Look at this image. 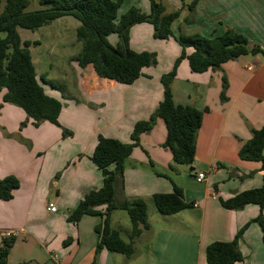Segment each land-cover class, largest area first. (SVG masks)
<instances>
[{
  "label": "crops",
  "instance_id": "obj_1",
  "mask_svg": "<svg viewBox=\"0 0 264 264\" xmlns=\"http://www.w3.org/2000/svg\"><path fill=\"white\" fill-rule=\"evenodd\" d=\"M155 1L167 13L180 12L172 26L175 35L198 33L211 38L232 28L264 50V0H199L194 12L189 9L193 0ZM133 6L151 12L150 0H123L119 15ZM153 33L149 23L131 28V48L155 52L158 58V64L144 68L132 84L101 78L92 66L82 69L78 65L73 69L76 93L63 97L42 84L48 95L63 103L59 121L73 132L71 137L63 138L62 128L50 122L34 126L24 110L3 101L6 90L0 93V179L15 176L20 181L11 200H0V232L15 234L10 264L94 261L99 241L96 228L103 222L102 215H84L78 223L68 218L87 193L103 186L102 172L91 159L98 137L130 143L135 124L148 120L164 97L161 76L173 69L182 47L174 37L160 40ZM22 40L35 43L30 46L31 54L41 46L37 38ZM193 51L188 48L187 54ZM32 58L36 66L33 54ZM224 76L228 99L221 102ZM172 92L176 104L202 111L209 108L198 132L194 163L191 167L173 163L172 152L162 146L166 125L156 119L126 161L123 188L118 184L116 194L118 204L145 200L151 229L136 242L132 259L105 248L97 256L98 264H208L209 244L232 241L260 213L256 204L229 210L221 200L263 184L262 164L242 160L239 151L252 138V130L264 126V54L241 56L204 73L193 72L184 59ZM25 121L27 125L21 128ZM199 173L205 175L202 182L197 180ZM174 184L183 190L190 207L162 215L153 196L172 193ZM49 203L57 205L56 213L48 211ZM105 209L98 208L101 213ZM117 211L111 226L119 231ZM125 227L129 232L131 222ZM262 236L261 227L252 222L239 241L244 259L235 264H264Z\"/></svg>",
  "mask_w": 264,
  "mask_h": 264
},
{
  "label": "trees",
  "instance_id": "obj_2",
  "mask_svg": "<svg viewBox=\"0 0 264 264\" xmlns=\"http://www.w3.org/2000/svg\"><path fill=\"white\" fill-rule=\"evenodd\" d=\"M32 0H7L0 9V93L6 90L3 101L20 107L32 119L34 126L50 122L62 128L63 138L73 136V132L62 127L59 117L63 103L45 92L44 84L55 90L62 88L53 81L41 78L33 62L30 41H23L20 28L36 31L55 20L71 16L80 22L76 29L77 41L82 50L74 58V62L85 69L92 66L98 76L114 80L121 84H132L143 75V69L158 64L155 52L134 51L130 46L131 28L140 23H149L154 27L155 39L167 40L174 37L182 47L181 55L176 59L173 69L161 76L164 97L148 120L135 124L131 134V142L124 143L115 138L100 135L95 151L91 157L103 175V186L91 190L69 216V221L78 223L84 215H102L103 222L96 228L99 241L96 246L95 259L102 249H108L132 259L136 255V242L143 232L151 229L148 206L143 199L124 200L116 203L117 186L123 188L126 161L135 147L140 145L142 134L150 132L161 118L167 129V137L163 143L173 154L176 165L192 166L196 156V140L202 126L204 111L190 105L176 104L172 92V82L176 78L182 60L187 59L193 72L204 73L220 69L224 63L245 55L264 54L260 45L253 43L248 36L236 32L232 28L211 38L201 34L186 35L180 32L175 35L172 26L180 16L179 11L167 13L163 5L155 0L151 2V12L144 13L133 6L119 15L123 0H39L40 5L47 7L35 11H27ZM199 0H193L189 9L194 12ZM2 0H0L1 8ZM188 18L185 23H188ZM117 34L119 43L113 46L108 37ZM193 48L191 54L187 49ZM221 102L227 101V77H223ZM21 124V128L27 125ZM252 138L239 151L242 160L255 161L262 164L263 184L237 193L228 200H221L225 209L241 210L249 204L260 207L259 215L243 226L232 241H216L208 245L206 257L208 264H235L244 257L239 248V241L252 222L258 223L262 230L264 243V126L252 130ZM113 167V168H112ZM173 168V165L171 166ZM20 186L15 176L0 179V200H11L13 192ZM154 204L162 215L177 214L190 207L184 199L183 190L174 184L172 193H157L153 196ZM106 206L101 213L98 208ZM116 210H125L129 215L131 229L129 240L125 241L120 232L111 226L112 214ZM14 239L4 240L0 245V264H10L8 257Z\"/></svg>",
  "mask_w": 264,
  "mask_h": 264
},
{
  "label": "rangeland",
  "instance_id": "obj_3",
  "mask_svg": "<svg viewBox=\"0 0 264 264\" xmlns=\"http://www.w3.org/2000/svg\"><path fill=\"white\" fill-rule=\"evenodd\" d=\"M7 0H2L1 10L6 5ZM46 5H40L39 0H32L27 11H35L46 8ZM120 14V12H119ZM80 26V22L71 17L65 16L59 18L49 25L43 26L37 31H30L20 28L22 38H37L41 40V46L36 47L32 54L37 60L36 70L39 73L38 77L48 81H53L58 84L62 90H57L61 96L76 93L73 72L77 67L74 58L79 55L82 50V44L77 41L76 29ZM109 42L114 46L119 43L117 34H112L108 37ZM44 84V83H43ZM49 86L48 84H44ZM50 87V86H49ZM184 167H190L183 165ZM119 220V231L125 241L129 240V232H127L125 224L130 226V218L125 210H118L117 216Z\"/></svg>",
  "mask_w": 264,
  "mask_h": 264
},
{
  "label": "built area",
  "instance_id": "obj_4",
  "mask_svg": "<svg viewBox=\"0 0 264 264\" xmlns=\"http://www.w3.org/2000/svg\"><path fill=\"white\" fill-rule=\"evenodd\" d=\"M205 178L204 173H199L197 176V180L199 182H202ZM48 211L52 212V213H56L58 211V207L55 203H49L48 205ZM0 237L2 238V244L4 240H9L15 237V234L11 231H4V232H0ZM1 244V245H2Z\"/></svg>",
  "mask_w": 264,
  "mask_h": 264
}]
</instances>
